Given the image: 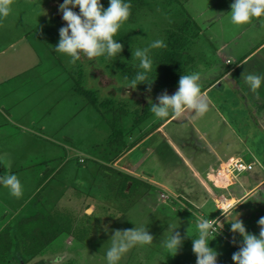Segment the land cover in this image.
I'll list each match as a JSON object with an SVG mask.
<instances>
[{
	"label": "rangeland",
	"instance_id": "rangeland-1",
	"mask_svg": "<svg viewBox=\"0 0 264 264\" xmlns=\"http://www.w3.org/2000/svg\"><path fill=\"white\" fill-rule=\"evenodd\" d=\"M227 1L229 0H139L132 20L124 23L120 29L133 40L132 45L128 46V57L124 59L127 61L126 65H138V60L134 58L136 48L148 47L156 40H163L166 44L168 39L174 40L186 32L187 38L190 35V41L182 48L186 49V57L194 60V70L200 74L202 88V81L212 76V68L214 72L227 68L224 63H215L214 57L215 48H219L223 40L230 41L236 34L231 30L232 33L225 34V37L223 27L229 28L230 25L227 21L223 23L222 17H216L228 10L230 3L226 4ZM63 2L64 0H12V13L0 20V49L3 50L7 46L6 57L9 61H14L11 66L20 68L22 64L24 72L27 68L34 72V75H40V87L28 96V99H22V103L17 102L16 110L20 116L24 111H31L34 120L39 119L31 125L36 124L39 128L47 129L43 131L44 138H41L43 134L39 129L35 131L34 128L14 127L10 123L0 125V165L9 170V174L16 175L23 188L22 196L14 197L6 187L0 185V229L11 221L15 225L16 220H19L16 219L19 208L25 210L24 214H28L29 210L44 203V214L56 208L64 213L63 217L71 218L69 220H72L73 233L71 236L65 233L59 235L48 245L44 254H39L30 264H57V257H61L58 264H107L105 257L113 231L140 226H144L153 236L152 244L137 245L129 249L119 264H196L192 240L197 235V218L202 217L198 216L197 210L188 211L177 205L179 196L176 192L191 198L198 197V203L201 204L205 201V194L200 191L192 176L186 173L187 170L181 167L173 152L161 143L152 147L155 141L150 139L147 142L151 151L135 149L130 156L125 157L128 155V145L121 148L118 143L111 144L112 139L109 138L111 131L107 129V121L111 115L116 116L115 112L110 111L103 117L89 102L90 99L80 91H95L99 103L107 98L116 100L118 103L114 110L117 111L120 109L118 106L122 105H126L124 108L128 113L134 108H139L142 113L147 110V119L151 125L145 130L140 129V135H144L147 129L152 130L159 125L157 120L172 117L170 112L168 117L158 118L151 112L150 107L152 104L159 106L160 96L173 95L179 84L165 87L156 94H153L155 87L151 86L149 90L147 84H144L145 90H133L125 87L124 80L125 77L129 80L133 78L125 76L123 68L114 69L110 61L104 60L103 57L89 59L81 54L80 60L72 63L67 55L55 52L60 38L59 29L65 26L59 12V5ZM73 11L79 13L78 8ZM256 19L262 20L264 17ZM243 26L245 25L237 27L239 33H244L233 44L240 45L243 55H246L251 51L244 47L248 45V41L253 40V43L258 45L264 39V34L261 35L263 32L255 28V35H247V31H240ZM261 30L264 31V25ZM193 33L194 37L191 39ZM211 37L217 38V41L209 42ZM161 49H150V56L154 60L150 78L154 74H160L158 61L162 57ZM0 61H3L2 57ZM5 70L6 67H3L2 73ZM229 85L223 83V89L227 93L221 95L230 102V109L238 111L239 121H231L236 126V141L240 143L241 138L245 139L246 135L248 138L255 135L257 142L264 134V129H260L264 106L263 113H260V109L252 106V102L240 99V95L245 96L244 93L239 95V92H232ZM130 116H121L120 124L123 128L128 124L132 127L133 120ZM209 119L213 123L214 120ZM173 123L168 127L175 131L176 124ZM142 125L146 127L147 121ZM208 125L211 127L209 130L216 127ZM262 126L264 128V123ZM222 127L221 135L232 138L233 134L229 135L227 128L224 125ZM49 136H54L57 142L51 139L47 141ZM126 140L129 143L133 141L130 137ZM240 154L246 157L247 161L252 156L247 149ZM244 157H241V161L247 169L250 163H247ZM80 159L82 163L79 162ZM130 160H135L136 165L133 166ZM227 168H223L220 172L223 175L219 176L222 179L232 177V180H236V186L230 189L228 196L226 192L229 190L219 192L217 203L226 196V202L231 204L228 213L234 208V212L240 215L239 219L243 221L246 232L258 237L261 230L258 221L264 217V196H255L252 206L246 202L243 204L247 205L246 209L243 211L242 207L239 211V198L244 190L237 181L242 173L230 176L227 174ZM53 170H56L55 173H52ZM49 173L51 175L47 179ZM123 174L145 181L150 187L142 186L129 197H123L120 192ZM263 178L264 171L257 167L255 171H247L242 181L247 185V189L253 188ZM203 180L206 181L205 176ZM130 186L129 184L126 192ZM164 186L175 192L167 193ZM223 186V189H229L228 185ZM40 190L41 193L36 196ZM263 192L259 191L260 194ZM205 212L209 220L218 217L217 221L223 217L213 203L205 207ZM230 224L229 216L217 223L218 228L224 229L223 234H217L216 239L210 241L212 245L210 242L209 245L218 252V260L231 258L227 264H234L232 256L239 251L243 237L239 233L231 232ZM172 225L176 227L173 228ZM105 226L107 231L104 230ZM175 231L182 235V247L177 255L171 256L162 245L170 232ZM11 255L9 253L5 258L6 264H16Z\"/></svg>",
	"mask_w": 264,
	"mask_h": 264
},
{
	"label": "crops",
	"instance_id": "crops-1",
	"mask_svg": "<svg viewBox=\"0 0 264 264\" xmlns=\"http://www.w3.org/2000/svg\"><path fill=\"white\" fill-rule=\"evenodd\" d=\"M233 2L234 0H229L226 4L230 3L231 6ZM230 6L228 10L219 13V15L216 17H222V22L226 23L227 21V23L230 25L229 28H225V26L223 27L224 35L227 33H232L231 30H233L236 34L234 37H231L230 41L223 40L221 46L219 48H215V63H224L227 68L224 70L222 69L219 72H214V69L212 68L210 70V74H212V76L202 81L203 86L201 88V92L205 96L208 103L207 111L201 114L196 113L193 110L191 114L186 116L176 117L171 114L172 117L167 120L166 118L165 120H157L159 125L152 129L146 138H144L141 142L136 143L133 148L128 150V155H125V157H128L132 151L141 148L144 149L145 152L147 150L151 151L149 149L151 147L148 146L149 144L147 142L150 139L155 141V145L152 147H155L160 143L161 145L168 147L173 152L172 154L179 161L181 167L187 170L186 173L189 176H192V178L196 181V185L200 187V191L205 194V201L201 204L198 203V197L191 198L186 194L181 195L176 192L179 196L176 204L187 209L188 211L190 209L197 210L198 216H201L202 218L208 217L207 212H205V207L210 203H213L214 207L220 212V210L216 207L218 193H222L224 190H229V192H226V196H228L230 195V189L236 186L235 179L232 180L231 177L222 179L219 177V174H221L220 172L223 171V168H227L229 166V159H241V157L244 156L240 153L247 149L249 150L250 155L253 156L249 157L248 161L246 157H244V160H246L247 163H250V167L247 169V171H255L257 167L264 171V134H262L263 137L257 139V142L254 138L255 135H252V138H248L249 136L246 135L245 139L241 138V142L238 143L236 141V136H238L235 128L236 126L231 123L233 119H237V121H239L238 111L236 110L234 112L232 108L230 109V102L226 101L225 97L221 95L224 92V94L227 93V91H224L223 89V83L226 82L227 84H230L229 86L230 89H232V92H239V95L244 93L245 96L240 95V99L242 98L250 101V103L252 102V106L256 107L257 110L260 109L259 112L263 113L264 84H262L261 88L254 92L246 83L245 77L248 74L264 75V39L259 42L258 45L257 43L254 44L253 40L248 41V45H245L244 47L247 48V50L251 49V51L246 55H243L240 45H234L233 43L240 39L244 32L239 33V25H235L231 22L229 14L231 11ZM263 25L264 19H254L253 22L243 26L240 31H247V35L251 33L255 35V28H259L260 30L257 31H262L263 33L261 35H263L264 31L261 30ZM230 27L232 29H230ZM208 41H213L212 43H214L217 41V38L211 37V39ZM7 53V46L3 50L0 49V57H2L3 60L0 61V125L3 126L6 123H10L11 126L14 127H22L26 129L34 128L35 131L39 129V132H42L43 134V136L40 137L44 138L43 131H47V129H45L46 127L42 125L45 128H39V126L36 124H34V126L31 125L33 121H37L39 119H36L35 117L36 120H34L31 115V111L28 113H26L28 110L24 111V114L20 116L18 110H16L17 102L22 103V99L25 97L28 99V96H31V94L35 93V91L40 87L38 81L40 75H38V73H35L34 75V72H30L27 68L26 72H24L22 64L20 68H13L11 65H14V61H9L7 59ZM3 67H6V70L2 73ZM12 68L14 70H12ZM224 107H226L225 110ZM227 108H229V110ZM233 109H235V106H233ZM229 114L231 115L228 116ZM208 117L214 120L213 123L209 121L210 119ZM261 117L260 129L263 130L264 128H262V124L264 123V115L262 114ZM25 122H27V124H25ZM173 122L176 124L175 131H172L168 127V125ZM208 124H212L216 127L212 128V130H209L211 127ZM150 125H147L146 127L141 125L140 129L143 128L142 130H145L146 128H149ZM223 125L229 131L227 132L229 135L233 134L232 138H229V136L223 137L221 135V133L223 134V132L220 133L221 129H223ZM224 132H226V130H224ZM161 134H163L164 137ZM138 135H140V131H134L130 137V140L135 142L134 140ZM50 139L51 141L57 142V139H55L54 136H49L47 141ZM223 140L225 141L222 142ZM146 144L147 146H145ZM135 160H130L133 166L136 165ZM79 162L82 163L81 159ZM55 171L56 170H53L52 173H55ZM7 172L9 174L10 171L4 168V171L0 173V175H4ZM246 172L241 174L238 178L239 181H237L239 186L244 190L242 196L239 198V200H241V203L238 205L239 211H241L242 207L243 211L246 209L247 205H243L246 202L250 203L252 206L254 204L255 196H264V178L261 179V181L258 182L253 188L250 187L246 189L245 187H247V185L242 181L246 176ZM209 174H211L216 179L214 181L209 180ZM50 175L51 174L49 173L47 179L50 178ZM203 176H205L206 181L203 180ZM223 184L228 185L229 189H223ZM249 185L250 184H248V186ZM164 190L169 194L175 192L166 186H164ZM259 191H262L263 194H260ZM250 205L248 206L249 208H251ZM254 206L256 208L258 207L256 204ZM229 213L227 212L223 214L220 212V215L223 214V217L217 220L218 222L216 221L218 218L217 217L215 219L216 223H219L224 217L228 216ZM224 228L228 230L226 227ZM218 229V235L223 234L224 229Z\"/></svg>",
	"mask_w": 264,
	"mask_h": 264
},
{
	"label": "clouds",
	"instance_id": "clouds-1",
	"mask_svg": "<svg viewBox=\"0 0 264 264\" xmlns=\"http://www.w3.org/2000/svg\"><path fill=\"white\" fill-rule=\"evenodd\" d=\"M12 0H0V20L8 17L12 9ZM230 19L235 25H246L256 18L264 17V0H234L231 4ZM78 8L79 13L73 11ZM130 0H108V7L104 8L102 0H64L59 5V12L65 26L59 29V41L55 52L62 53L75 63L81 54L89 59L103 57L112 59L122 51V45L117 42V34L122 25L131 15ZM166 47L163 40L153 41L148 47L136 48L134 58L138 60L139 72L135 77L126 81V88L135 89L140 84H147L149 90L154 83L150 79L154 60L150 56V49ZM200 74L181 75L177 91L169 96L164 94L158 98L159 106L152 104L151 112L158 118L170 115L186 116L194 110L204 113L208 103L201 92ZM246 83L252 91H256L264 84V75L248 74ZM209 180H215L211 174ZM0 185L6 187L14 197H21L23 188L15 174L0 175ZM221 213L225 214L220 210ZM231 220L230 231L239 233L243 237L239 251L232 256L234 264H264V217L258 221L261 226L259 236L249 234L239 214L234 208L228 215ZM216 225V226H214ZM172 227H176L172 225ZM218 225L215 220L197 218V235L192 240V251L196 254V264H218V252L209 246V242L216 239ZM107 231V226L104 227ZM153 236L144 226L123 231L114 230L110 247L106 252L107 264H119L122 256L137 245H151ZM162 247L169 255L175 256L182 247V235L179 231L170 232ZM61 257H57V264Z\"/></svg>",
	"mask_w": 264,
	"mask_h": 264
},
{
	"label": "trees",
	"instance_id": "trees-1",
	"mask_svg": "<svg viewBox=\"0 0 264 264\" xmlns=\"http://www.w3.org/2000/svg\"><path fill=\"white\" fill-rule=\"evenodd\" d=\"M138 2L139 0H130L131 15L129 16L126 22L130 21V19L134 16V13L136 11V4ZM102 4L104 8H107L108 0H102ZM180 30L179 32H181ZM120 31L121 32L117 34L116 39L117 42L122 45V51L117 54L116 57L112 59L104 58V60H109L110 64L113 65L114 69L116 68L118 70H121L123 68L125 76H131V78H134L137 72L140 71L138 65H126L127 61L124 60L128 57V46L132 45L133 40H131L129 34L122 30ZM176 32H173V34H176ZM180 36L182 39H180ZM180 36H178L174 40L168 39L166 41L167 43L165 44L166 47H163L161 49L162 57L158 61L160 74H154L150 78L154 82L151 86L155 87L153 94H156L161 89L163 90L165 89V87H168L170 85H178L181 75H187L197 72L194 70V60H190V57H186V49L182 48L185 47L186 44L190 41V35L187 38V33L183 32ZM193 37L194 33L191 34V39H193ZM189 61H192V63H190ZM191 65L192 67H190ZM107 66L108 64H106V67ZM112 74L115 76L114 72ZM144 86V84H140L136 88H139L138 91L142 89L145 90L143 88ZM76 89L79 92V89ZM80 91H82L83 94L90 99L89 102L94 107H96L97 111L101 115H103V117L106 113L108 114L110 111H112L111 113L115 112L116 116L111 115L112 117H108V121L106 119V121L108 122L107 129L111 131V137H109L110 139H112L111 144L118 143L121 148H125V146L128 145L126 150H130L136 145V143L141 142L152 131L151 129H147L144 135H138L134 140L135 142L132 141V143H129V141H127L126 139L131 137V135L133 134L132 132L134 130L135 132L140 131V127L144 121H147L148 125H150L147 119V117L149 116V114H147V110L142 113L139 108H134L131 113H128L126 108H124L126 105H122L118 106L120 109L117 111V109L114 110L116 104L118 103L116 102V100L112 98H107V100H103L99 103L97 101L98 98L96 96L95 91H90L87 89ZM128 115H131L129 118H132L133 125L132 127H130L128 124L126 127L123 128V125L120 124V118L121 116L126 117ZM110 118H112V120ZM112 121L116 122L114 123ZM3 171L4 168L0 165V173H2ZM122 176L123 181L120 183V192L122 193L123 197H129L131 194L138 191L139 188L142 186L150 187L149 183L132 177L131 175L123 174ZM129 184L131 185L130 189L128 192H126L129 188ZM40 193L41 190L37 192L36 196ZM39 205L40 206H38L37 208L29 210L28 214H24L25 210H21L19 208V218H16L19 220H16L17 222H15V225L13 221L7 223L6 225H1L2 228L0 229V264H6L5 258H7V255L9 253L12 254L11 256L13 257V260L16 264H30V262L35 260L39 254L43 255L48 245L53 242L59 235L63 233H65L67 236L72 235V220H69L71 218L67 216L63 217L62 215L64 213L57 210L56 208L50 211H46L48 213L44 214L46 208L44 206V203H41ZM210 245H212L211 242ZM42 250L43 252H41ZM217 261L218 264H227L231 261V258L225 257L222 260L217 259Z\"/></svg>",
	"mask_w": 264,
	"mask_h": 264
},
{
	"label": "built area",
	"instance_id": "built-area-1",
	"mask_svg": "<svg viewBox=\"0 0 264 264\" xmlns=\"http://www.w3.org/2000/svg\"><path fill=\"white\" fill-rule=\"evenodd\" d=\"M228 165L229 166L227 168V171H228L227 173L230 174V176L232 174H238V173L243 174L248 169V168L246 169V167H245L246 165L243 163V161H241V159H234V158L229 159ZM219 177L222 178L221 176H219ZM226 200H228V199H226V197H225L224 199L220 200L217 203V208L224 213H227L228 210L231 208V204L227 203ZM219 204L221 206H219ZM214 226H216V225H214ZM217 234H219V229H217Z\"/></svg>",
	"mask_w": 264,
	"mask_h": 264
}]
</instances>
